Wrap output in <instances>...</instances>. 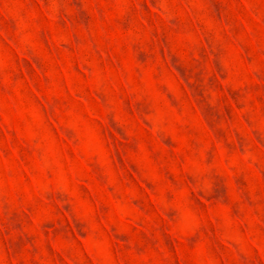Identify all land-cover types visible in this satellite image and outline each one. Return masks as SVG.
<instances>
[{"label": "rangeland", "instance_id": "obj_1", "mask_svg": "<svg viewBox=\"0 0 264 264\" xmlns=\"http://www.w3.org/2000/svg\"><path fill=\"white\" fill-rule=\"evenodd\" d=\"M0 264H264V0H0Z\"/></svg>", "mask_w": 264, "mask_h": 264}]
</instances>
